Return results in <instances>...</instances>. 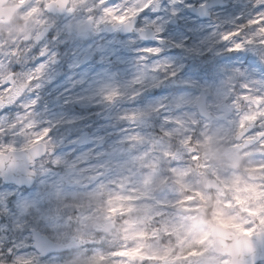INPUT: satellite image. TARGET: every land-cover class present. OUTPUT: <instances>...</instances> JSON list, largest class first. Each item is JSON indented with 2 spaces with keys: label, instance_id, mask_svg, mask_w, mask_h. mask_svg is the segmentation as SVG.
Masks as SVG:
<instances>
[{
  "label": "clouds",
  "instance_id": "obj_1",
  "mask_svg": "<svg viewBox=\"0 0 264 264\" xmlns=\"http://www.w3.org/2000/svg\"><path fill=\"white\" fill-rule=\"evenodd\" d=\"M113 47L61 154L42 93ZM0 264H264V0H0Z\"/></svg>",
  "mask_w": 264,
  "mask_h": 264
},
{
  "label": "rangeland",
  "instance_id": "obj_2",
  "mask_svg": "<svg viewBox=\"0 0 264 264\" xmlns=\"http://www.w3.org/2000/svg\"><path fill=\"white\" fill-rule=\"evenodd\" d=\"M128 59L127 53L119 47L97 50L71 66L65 65L62 74L47 85L41 107L46 119L56 124L58 131H54L62 142L61 154L77 158L89 151L105 149L109 142L106 138L108 118L100 113L92 94L100 83L121 85L126 73L120 69L128 64Z\"/></svg>",
  "mask_w": 264,
  "mask_h": 264
}]
</instances>
